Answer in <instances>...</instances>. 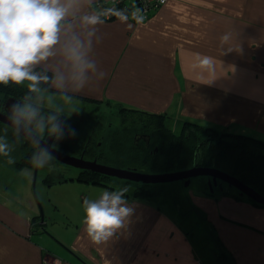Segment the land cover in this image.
I'll return each instance as SVG.
<instances>
[{
    "label": "crops",
    "instance_id": "0c3cea01",
    "mask_svg": "<svg viewBox=\"0 0 264 264\" xmlns=\"http://www.w3.org/2000/svg\"><path fill=\"white\" fill-rule=\"evenodd\" d=\"M97 1L112 0H78L62 22L55 55L34 65L65 77L63 84L54 77L48 93L166 113L169 126L198 120L264 139V0H168L139 21L101 19ZM88 15L101 23L86 24ZM74 36L90 44L88 58L97 67L79 90L62 54ZM100 71L104 77L96 80ZM50 185L44 221L29 192L12 197L0 190V264H43L48 256L61 264H214L212 244L197 245L204 238L184 230L169 202L126 195L134 209L129 222L97 244L84 231L83 201L116 188L76 176ZM198 186L192 199L214 227L213 237L236 264H264V206L247 195H208Z\"/></svg>",
    "mask_w": 264,
    "mask_h": 264
},
{
    "label": "trees",
    "instance_id": "16d2710c",
    "mask_svg": "<svg viewBox=\"0 0 264 264\" xmlns=\"http://www.w3.org/2000/svg\"><path fill=\"white\" fill-rule=\"evenodd\" d=\"M140 3H142L140 0H120L118 2L112 0L108 3L97 1L94 6L97 7L98 16L101 19L112 20L122 16H130L134 20L139 21L143 17V9ZM154 11L153 9L149 10L147 18ZM107 13L110 14V17H107ZM33 72L42 78L35 84L34 90L30 88L32 83L30 81H24L21 84L9 81L7 84L0 83V97L6 98L10 95H15L25 99H35L36 96H39L38 89L44 91L53 90L52 82L55 77L53 71L42 66H33ZM43 77L48 79L45 80ZM82 98L86 101H99L87 97ZM119 109L126 111L124 113L135 116L134 120L140 123V131L147 132L151 137L149 147L143 146V143L136 144L132 138H130L127 145L122 143L123 147H129V156L132 159V163L123 165V167L148 173L181 170L195 165L217 167L237 176L264 194L263 138L244 132H237L231 128L222 129L192 120H185L182 129L177 132L169 126L166 113H154L124 106ZM0 139L4 142V151L9 155L11 161L15 160L20 168L29 167L34 169V157L37 155V149L18 130L0 123ZM59 140L60 138H58L56 146L61 144ZM11 153H16V158L10 156ZM40 158L46 162L43 167L39 168L53 167L46 177V181L49 184L70 178L55 174L57 171L61 172V166L58 165L64 166V163L57 161L53 157L49 160L46 156L41 155ZM55 175L57 176L56 178H54ZM199 178L203 180L200 185L208 195H215V192L220 190L221 194H230L238 199L244 198L237 188L227 184H225L224 189H216L214 187V191H211L207 177ZM76 179L105 184L112 188L127 187L128 192L126 195H132L140 199L169 202L180 211L181 226L184 230L188 234L194 233L198 240H200V236L203 237L204 242H206L204 243L201 240L198 242L196 240V244L202 245V248L208 244L207 237L202 231L197 229V226L201 224L202 220V224L210 226L212 232L214 227L211 226L209 221H203L206 219L202 215L204 212L187 197L186 194L189 187L185 186L183 180L164 183H143L119 179L90 170H81ZM250 200L256 205L264 206L252 199ZM213 234L210 237V244H212L211 248L215 253L214 264H236L233 254L218 237L215 239Z\"/></svg>",
    "mask_w": 264,
    "mask_h": 264
},
{
    "label": "clouds",
    "instance_id": "9594fccd",
    "mask_svg": "<svg viewBox=\"0 0 264 264\" xmlns=\"http://www.w3.org/2000/svg\"><path fill=\"white\" fill-rule=\"evenodd\" d=\"M78 0H0V83L12 81L21 84L32 82L30 88L42 79L33 72V66L55 55L60 44L63 21L69 15ZM84 21L89 25L101 23L98 16L88 15ZM223 41L228 36L222 37ZM90 44L73 37L62 46V54L70 66V79L77 90L83 89L89 82V73H96V62L88 58ZM100 71L96 80L102 79ZM47 80V77H43ZM55 79L63 84L65 77L57 74ZM13 110L26 119H31L34 110L13 106ZM18 122V121H17ZM63 135L59 125L55 129ZM71 135H75L73 129ZM5 145L0 144V153L7 154ZM42 156L51 159L47 149ZM11 162V161H10ZM46 161L34 157L37 167H43ZM127 187L103 191L96 199H85L84 231L94 243L108 241L118 230L126 227L134 209L126 199Z\"/></svg>",
    "mask_w": 264,
    "mask_h": 264
},
{
    "label": "rangeland",
    "instance_id": "374dc122",
    "mask_svg": "<svg viewBox=\"0 0 264 264\" xmlns=\"http://www.w3.org/2000/svg\"><path fill=\"white\" fill-rule=\"evenodd\" d=\"M38 92L39 95L45 100V107L52 110L53 113L56 114V119L64 118L65 115L66 119L63 121L61 127L63 132L60 140L61 144H59L57 147L64 150L68 154L77 155L80 152L95 122L101 125V127L104 129L103 131L110 136L116 134L123 127H126V132L132 139H134L135 134L140 131V123L134 120L136 117L131 114L124 113L126 111L120 110L119 108L122 106H118L119 108H117L115 106L98 105V101L86 102L61 95L52 96L51 93H48L49 91H44L41 89H38ZM199 122L204 124L202 121ZM206 124L209 125L208 123ZM171 126H174L175 130L180 129L182 128V122H180V126L177 127L176 121L173 120V125ZM73 129L75 130V135H71ZM41 131H44V129ZM140 143L142 144L143 142ZM0 144L4 145V142L1 139ZM128 148L129 147H123L122 143L120 145L118 143L113 147H110L108 143L103 145L101 150L105 152L104 159L107 160L106 163L123 167V165L129 164L132 160L129 156L130 152ZM89 154L92 155V153ZM10 156H14V158H16V153H11ZM89 158L93 159L92 157ZM101 160L103 159L101 158ZM10 161L11 160L9 159L8 154L5 155L0 153V190H2L4 187L5 195L9 194L12 197L23 196L25 191L29 192L36 204H38L39 210L40 204L42 205L45 214L46 208L44 205H46V203L49 204V201L52 202L51 191L53 186L48 184L45 179L49 172L52 171L53 167L39 168L36 184L34 186V169L29 167L20 168L17 166L15 160L11 162ZM58 166H61V172L57 171V176L64 175L65 177H72L77 176L79 173V168L67 166L65 164L64 166L61 164ZM201 182H203V180H201L199 177H195L192 179L190 186H188L189 188L187 187L188 192L186 195L192 201L193 199L191 191L192 189L197 190L199 188L198 185H200ZM217 188L218 187H216V189ZM202 226L207 231L208 238H210L213 234L212 230H210V226L201 223L197 226V229L201 231L203 228ZM210 242L211 239L208 241V248Z\"/></svg>",
    "mask_w": 264,
    "mask_h": 264
},
{
    "label": "water",
    "instance_id": "95a60500",
    "mask_svg": "<svg viewBox=\"0 0 264 264\" xmlns=\"http://www.w3.org/2000/svg\"><path fill=\"white\" fill-rule=\"evenodd\" d=\"M12 99V98H10ZM9 99V100H10ZM8 100V102H9ZM36 112L41 113L40 109ZM0 121L14 127L18 130L25 138H27L37 149L36 158H40L42 150L47 149L51 153L52 157L57 161H60L68 166L79 168L80 170H90L105 174L107 176L116 177L119 179H125L135 182L143 183H164L173 182L178 180H184L185 186H189L191 181L195 177H207L209 178V186L211 191H214V187L220 189L224 188V183L237 188L241 195H247L255 202L264 205V194L260 193L253 186L244 182L237 176L222 170L217 167L195 165L186 169L148 173L137 169H131L126 167L115 166L99 162L97 159H86L84 156L71 155L64 150L55 146L57 131L49 134L46 137H42L34 130V125H24L19 119L18 115L12 117L10 111H0ZM18 121V122H17ZM148 139V137H147ZM150 139V135H149ZM39 167H34V186L36 184ZM220 180V183H219ZM37 196V195H36ZM41 220H45L44 210L40 204Z\"/></svg>",
    "mask_w": 264,
    "mask_h": 264
},
{
    "label": "flooded vegetation",
    "instance_id": "af4514ba",
    "mask_svg": "<svg viewBox=\"0 0 264 264\" xmlns=\"http://www.w3.org/2000/svg\"><path fill=\"white\" fill-rule=\"evenodd\" d=\"M12 98V99H10ZM10 99V100H9ZM36 99V100H35ZM35 99H25L20 98L15 95H10L6 98L0 97V111L6 112L10 111L12 113V117H15V115H18L19 119L24 125H29V123L34 125V130L41 135L42 137H46L51 133L56 132V126L59 125L60 128L62 127L63 121L66 119L65 115L64 118L56 119V114L53 113L52 110L45 107V100L41 99L39 96H36ZM9 100V102H8ZM17 106L18 108H24L25 106L34 110L35 115L29 120L25 117L19 115L18 112H15L13 110V106ZM37 109L41 110V113L36 112ZM57 113V112H56ZM63 115V114H62ZM99 115V114H97ZM1 124L8 125L2 121H0ZM9 127L15 129L14 127L8 125ZM99 128V130H98ZM44 129V131H41ZM104 129L101 127V125L97 124L95 122L94 126L91 129V132L89 136L87 137L82 149L76 156H84L86 159H91L89 157H92L93 159H97L99 162L106 163L107 160H105V152L101 150L103 145L108 144L109 145H116L118 143H124L127 145L130 140V136L128 135L127 128L123 127L121 130H119L116 134L110 136L107 133L103 131ZM40 132V133H39ZM20 133V132H19ZM148 137V139H147ZM61 136L58 132L56 135V140L54 142L55 146L57 144V140ZM59 140V141H60ZM134 140L136 144H141L140 142H143V146L149 147L151 137L149 139V134L145 131H139L134 136ZM57 147V146H56ZM89 153H92L89 154ZM103 155V156H102ZM89 156V157H87ZM101 158L103 160H101ZM108 164V163H107ZM68 166V165H67ZM80 171V169H79ZM208 184H209V178H207ZM184 181V180H183ZM220 183V180H219ZM225 186V183H224ZM219 188V186H218ZM224 189V188H223Z\"/></svg>",
    "mask_w": 264,
    "mask_h": 264
},
{
    "label": "built area",
    "instance_id": "2783aa9c",
    "mask_svg": "<svg viewBox=\"0 0 264 264\" xmlns=\"http://www.w3.org/2000/svg\"><path fill=\"white\" fill-rule=\"evenodd\" d=\"M117 2L120 0H116ZM142 3H140V6L142 7L143 11V17L141 20L144 18L148 17V12L149 10H157L160 8L162 5L167 3L168 0H140ZM107 17H110V14L107 13ZM61 260L58 258H51V257H45L43 260V264H61Z\"/></svg>",
    "mask_w": 264,
    "mask_h": 264
}]
</instances>
